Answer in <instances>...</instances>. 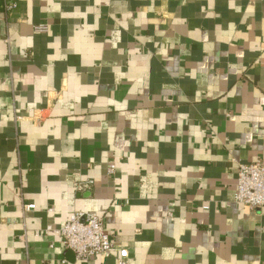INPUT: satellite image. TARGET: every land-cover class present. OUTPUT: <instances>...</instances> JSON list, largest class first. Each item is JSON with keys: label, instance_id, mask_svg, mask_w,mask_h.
Listing matches in <instances>:
<instances>
[{"label": "crops", "instance_id": "1", "mask_svg": "<svg viewBox=\"0 0 264 264\" xmlns=\"http://www.w3.org/2000/svg\"><path fill=\"white\" fill-rule=\"evenodd\" d=\"M257 161L264 0H0V264H264V208L234 201ZM76 212L111 255L44 231Z\"/></svg>", "mask_w": 264, "mask_h": 264}, {"label": "built area", "instance_id": "2", "mask_svg": "<svg viewBox=\"0 0 264 264\" xmlns=\"http://www.w3.org/2000/svg\"><path fill=\"white\" fill-rule=\"evenodd\" d=\"M18 7L16 2H5V10L8 14ZM48 24L36 25L34 30L37 33H48ZM115 165H111L109 173L114 174ZM93 181L77 184L78 191H84L92 187ZM235 203L255 209L264 208V164L257 161L252 164H240L237 179V192ZM27 212L36 209L35 205L25 207ZM46 233H56L62 238L65 248L74 252L77 261H89L97 256L111 255L115 249L111 234L107 229L105 219L100 216L76 212L62 226L55 228L48 226ZM41 235V232H37ZM131 252L127 248L118 251V264H131Z\"/></svg>", "mask_w": 264, "mask_h": 264}]
</instances>
